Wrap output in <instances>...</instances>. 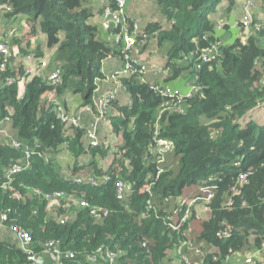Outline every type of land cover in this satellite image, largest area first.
Returning a JSON list of instances; mask_svg holds the SVG:
<instances>
[{
    "label": "trees",
    "instance_id": "obj_1",
    "mask_svg": "<svg viewBox=\"0 0 264 264\" xmlns=\"http://www.w3.org/2000/svg\"><path fill=\"white\" fill-rule=\"evenodd\" d=\"M125 1L135 40L129 49L104 15L116 9L113 0H0L1 18L14 20L0 33L13 56L0 53V214L7 216L0 264H34L11 226L26 230L50 264L49 243L74 254L64 264H230L252 252L264 256L262 19L253 14L245 34L239 20L211 16L223 0ZM252 1L264 9V0ZM212 47L214 57L203 60ZM144 53L164 63L151 68ZM110 57L116 66L104 68ZM129 59L134 72L119 75ZM53 64L54 84L52 72L42 74ZM113 91L98 119L100 98ZM61 113L78 116L77 124ZM154 137L170 148L158 153Z\"/></svg>",
    "mask_w": 264,
    "mask_h": 264
},
{
    "label": "built area",
    "instance_id": "obj_2",
    "mask_svg": "<svg viewBox=\"0 0 264 264\" xmlns=\"http://www.w3.org/2000/svg\"><path fill=\"white\" fill-rule=\"evenodd\" d=\"M115 5H116V9L112 10L110 8H106L105 9V17L111 22L113 23L114 27H119L120 28V32L123 33V37H124V43H125V49H129L133 44H134V38L132 35V31L129 32L128 29V24L126 23V19H125V10H126V1L125 0H113ZM3 9H7L8 7L6 5L1 6ZM9 10V8L7 9ZM251 23V21H250ZM260 24L256 25V29L260 28ZM262 26L264 27V21H262ZM133 29H136V25L133 26ZM121 36V34H119V37ZM216 52V47H212L210 50H206L203 53V60L208 61L209 59H212L215 55ZM0 53H3L7 56H9L8 53V49L6 47V45L4 44H0ZM11 56V55H10ZM9 56V58H10ZM136 64V61H132L131 59L127 60V62L125 63V66L123 67V69L118 72L119 75H125V74H129V73H133L134 71L132 70V64ZM159 65L153 63L151 64V68L154 67H158ZM145 70L144 66H141V70L140 72H143ZM58 72L59 70H55L53 71L48 79L49 81L54 84L56 82L59 81V77H58ZM161 95L162 96H172V94L169 93V91L167 90H160ZM114 94L113 92H109L104 94L100 100H99V108H100V114H99V118L98 119H105L104 115L106 114V106L107 103L110 101L112 95ZM57 109H60V103H56ZM61 119L65 122H68L69 124H73L76 125L78 122V116H69V115H65L63 113H61ZM88 137L92 140V144H94L95 142V135L93 134V132H89L88 133ZM154 141H155V146H156V150L158 153L162 154L165 151H167L170 148V143L168 141H166L163 138H159V137H154ZM26 155L27 157L30 156V152L26 151ZM26 168V164H21V165H15L14 169L12 172H17L20 170H24ZM81 177H74L73 181L75 182H81ZM106 180H108V177H105ZM86 180H89V183H91V185H97L98 182L93 179V178H87ZM117 189H118V194L119 197L123 196L122 193V184L121 183H117ZM210 196V194L208 195V197ZM80 205H85V203H80ZM91 213L96 216L97 211L96 210H92ZM7 219V216L5 214H0V223L4 224L5 221ZM11 229L13 231V233L15 234L17 240L21 243L22 247L27 251V259L29 261H31L34 264H44V259H43V255L42 252H35L31 246V237L30 234L22 229L21 227L18 226H11ZM45 251L47 253H50L53 255V259L55 260V264H64V262H62L63 258H68V259H73L75 256L73 253L71 252H66V253H61V251L58 249L57 245H53L52 243L46 244L45 245ZM102 250L99 249L98 251H96L93 255H89L88 259L91 261L96 260V255L101 253ZM106 256L110 257L111 260H114L115 257H113V255L106 250ZM109 264V263H108Z\"/></svg>",
    "mask_w": 264,
    "mask_h": 264
},
{
    "label": "crops",
    "instance_id": "obj_3",
    "mask_svg": "<svg viewBox=\"0 0 264 264\" xmlns=\"http://www.w3.org/2000/svg\"><path fill=\"white\" fill-rule=\"evenodd\" d=\"M143 3V2H142ZM141 3V4H142ZM243 3L240 1V0H235V3L228 6V0H223L220 4H218V6L215 8V13L213 15H211L212 17H214V20L215 19H218L219 17H222L224 20V22H228V21H231V19L233 18L234 21H238L239 19L237 18L236 14H234V6H237V7H243L242 5ZM260 6L259 2L256 1V4L255 6ZM255 7L253 9V12L254 14L256 15L257 18H260V19H264V10L262 9L263 8V5L261 7ZM227 7L228 8V13H223V10L226 9ZM130 9V10H129ZM128 10L132 13L134 12L132 7L128 5ZM263 11V12H262ZM1 17V16H0ZM263 17V18H262ZM106 18L104 16L101 17V20H105ZM149 21H154V19H149ZM2 21V27L4 28V30H7L8 27H10L12 24H13V19L10 18V19H1ZM107 25V23L105 22V26ZM225 38L226 37H230V34L227 32L224 34ZM51 56H49V62L51 60ZM141 58L143 59H146L147 61L151 62V64L155 63L156 65L158 64L160 66V64L164 63L163 62V58L160 56V55H157V54H143L141 55ZM28 58L24 57L22 59V62H26L28 65L26 66L28 69L31 67V66H34L35 64V61L32 60L30 63L27 62ZM117 60L114 58V57H110L108 58L105 62H104V68H108V67H113V66H116L117 64ZM49 64H52V63H49ZM54 66H56L55 64L53 65H48L47 69L42 70V74L44 75L45 72L46 73H49V72H52V68L54 69ZM119 70V69H118ZM120 72V71H119ZM45 76V75H44ZM69 97H71L70 95H68ZM65 99V98H64ZM62 97L58 98L57 99V102H62ZM89 113V112H88ZM87 114V113H86ZM90 114V113H89ZM88 118H91V115H89ZM99 161V160H98ZM99 163H101V161H99ZM43 259H44V264H50L51 262L49 261V258L47 256H43Z\"/></svg>",
    "mask_w": 264,
    "mask_h": 264
},
{
    "label": "rangeland",
    "instance_id": "obj_4",
    "mask_svg": "<svg viewBox=\"0 0 264 264\" xmlns=\"http://www.w3.org/2000/svg\"><path fill=\"white\" fill-rule=\"evenodd\" d=\"M240 1L243 3L242 4L243 7L241 9V7L234 6V12H235L234 14H236L237 18L242 23V29H243V31H245L244 33L247 34L248 32L246 30L251 29L250 21H252V15L254 14L253 9L257 5L255 6L256 2H254L255 3L254 4L252 0H240ZM141 3H142V0H138V4H141ZM153 5H154V7L156 9V5L155 4H153ZM257 7H261V4H260V6H257ZM158 13H159V11H158ZM1 19L2 18L0 17V33L4 31V28L2 27ZM223 20L224 19L222 17L218 18L219 23H220V21L224 22ZM262 21H264V19H262L261 22ZM245 38H246V35H242V40L243 41L245 40ZM262 43H264V42H262ZM260 116H264V109H261ZM62 151L65 154V156L69 155V151L67 150V148H62ZM257 262L260 263V264H264V256L261 253V251L260 252L249 253L245 257L230 258L229 261H228V263H230V264H254V263H257Z\"/></svg>",
    "mask_w": 264,
    "mask_h": 264
},
{
    "label": "water",
    "instance_id": "obj_5",
    "mask_svg": "<svg viewBox=\"0 0 264 264\" xmlns=\"http://www.w3.org/2000/svg\"><path fill=\"white\" fill-rule=\"evenodd\" d=\"M12 59H13V56L11 55V56H10V60H12Z\"/></svg>",
    "mask_w": 264,
    "mask_h": 264
}]
</instances>
